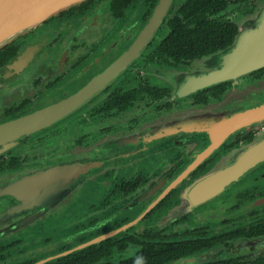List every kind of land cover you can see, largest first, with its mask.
Segmentation results:
<instances>
[{"label": "flooded vegetation", "instance_id": "obj_1", "mask_svg": "<svg viewBox=\"0 0 264 264\" xmlns=\"http://www.w3.org/2000/svg\"><path fill=\"white\" fill-rule=\"evenodd\" d=\"M160 1L87 0L0 49V125L47 108L58 116L0 154V186L77 160L94 166L72 195L0 194V264L264 258V162L203 201L184 195L263 136L264 122L207 153L172 189L168 183L209 140L196 134L151 150L141 145L144 135L138 144L129 139L175 112L264 96V67L187 93H177L171 80L232 51L242 23L263 12L264 0H172L139 42ZM137 43L141 51L129 56ZM241 91L247 93L233 95ZM92 148L86 159L79 155Z\"/></svg>", "mask_w": 264, "mask_h": 264}, {"label": "water", "instance_id": "obj_2", "mask_svg": "<svg viewBox=\"0 0 264 264\" xmlns=\"http://www.w3.org/2000/svg\"><path fill=\"white\" fill-rule=\"evenodd\" d=\"M85 1L87 0H0V49L18 36L38 27L50 17ZM171 2L172 0L160 1L153 19L145 26L139 42L151 35L153 26L166 15ZM139 51L141 47L137 43L128 55L132 56ZM209 63V66L201 71L180 77V81L176 83L179 84L177 93L203 89L264 67V10L254 22L241 25L237 45L232 51H229L221 61L215 64L212 61ZM246 93L247 91H244L242 94ZM254 103L256 104L253 106ZM241 108V106L229 107L224 100L184 112H175L164 120L152 124L148 131L142 130L131 135L129 139L136 140L137 143L144 135L146 145L143 142L141 145L150 146L151 150H161L174 144L186 143L196 134H202L209 140L210 144L202 152H198L193 161L168 183L166 188L172 189L182 183L207 153L240 131H248L264 122V101L252 102L245 109ZM56 119L58 116L55 112L47 108L1 124L0 154ZM94 149L97 148L88 149L79 155L86 159L87 152H93ZM84 162L77 160L26 175L9 185L0 186V194L27 198L25 196L27 192L36 194L44 192V195L53 191L72 193L73 184L79 181L80 177L83 176V179L88 175L94 167L91 163ZM263 162L264 135L248 146L234 151L228 161L187 186L184 195L194 202L203 201L246 176Z\"/></svg>", "mask_w": 264, "mask_h": 264}, {"label": "rangeland", "instance_id": "obj_3", "mask_svg": "<svg viewBox=\"0 0 264 264\" xmlns=\"http://www.w3.org/2000/svg\"><path fill=\"white\" fill-rule=\"evenodd\" d=\"M264 10V9H263ZM256 19H257V17H255ZM254 18V19H255ZM255 19V20H256ZM255 20H253L252 22H254ZM247 24V22L246 23H242V25H246ZM255 28H256V26H254ZM227 53H225V54H219V55H216V56H214L213 58H210L208 61H206L204 64H203V66H202V68L204 69L205 67H207V66H209V62L210 61H212L214 64H215V62H219V61H221L222 60V58L226 55ZM180 77H182L181 75H178V74H176V75H172L171 76V80H172V82L174 83V84H176L177 82H179L180 81ZM244 91H241V92H236V93H234L233 95L234 96H238V95H241L242 93H243ZM257 101L258 102H263L264 101V96H262V97H257ZM252 103V101H250V102H246V101H244V100H241V101H231V103H227V106H229V107H233V108H240V105L241 104H243V106L245 105V106H247V105H250ZM202 107V106H201ZM193 108H196V107H193ZM82 182V181H81ZM67 195H72V194H70V192H68V194Z\"/></svg>", "mask_w": 264, "mask_h": 264}, {"label": "trees", "instance_id": "obj_4", "mask_svg": "<svg viewBox=\"0 0 264 264\" xmlns=\"http://www.w3.org/2000/svg\"><path fill=\"white\" fill-rule=\"evenodd\" d=\"M202 264H264V258L253 260V261H238L237 259L231 260V262H210Z\"/></svg>", "mask_w": 264, "mask_h": 264}, {"label": "clouds", "instance_id": "obj_5", "mask_svg": "<svg viewBox=\"0 0 264 264\" xmlns=\"http://www.w3.org/2000/svg\"><path fill=\"white\" fill-rule=\"evenodd\" d=\"M135 264H147L146 258L142 255L138 256L135 260Z\"/></svg>", "mask_w": 264, "mask_h": 264}]
</instances>
